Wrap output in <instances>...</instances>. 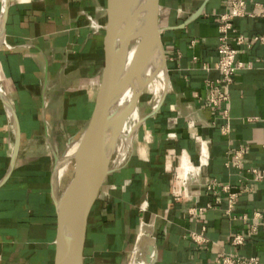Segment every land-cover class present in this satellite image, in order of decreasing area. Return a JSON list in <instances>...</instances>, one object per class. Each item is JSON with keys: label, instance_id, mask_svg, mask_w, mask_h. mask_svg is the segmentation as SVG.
Instances as JSON below:
<instances>
[{"label": "crops", "instance_id": "crops-1", "mask_svg": "<svg viewBox=\"0 0 264 264\" xmlns=\"http://www.w3.org/2000/svg\"><path fill=\"white\" fill-rule=\"evenodd\" d=\"M6 1L0 86L15 109L20 143L0 184V264H55V153L64 154L96 109L106 64L107 0ZM159 3L170 86L147 99L126 159L122 147L111 165L124 162L99 187L88 216L84 264L130 263L145 224L154 238V264H220L223 253L254 256L264 264V41L248 44L253 35H264V0H246L245 9L256 16L234 19L232 43L245 35L238 55L245 65L235 73L229 101L217 105L205 102L207 81L221 75L219 14L230 9L231 0ZM3 7L0 0V23ZM16 136L0 97V181ZM202 140L207 163L200 159ZM186 160L198 169L188 188ZM214 178L228 190H209ZM192 231L207 240L197 242ZM236 232L245 235L244 244L233 243Z\"/></svg>", "mask_w": 264, "mask_h": 264}, {"label": "bare ground", "instance_id": "bare-ground-1", "mask_svg": "<svg viewBox=\"0 0 264 264\" xmlns=\"http://www.w3.org/2000/svg\"><path fill=\"white\" fill-rule=\"evenodd\" d=\"M137 4V0H124L123 2L124 18H127L129 13L133 15L129 31H131L135 40L134 42H130L129 39L127 64L123 79L112 88L110 94L109 103L106 109V121L110 123V128L108 131H103L92 126L86 131L84 129L78 137L71 140L64 154L59 156L56 162V195L60 191V183L69 161L77 155L79 148L84 150L83 152L85 153V160L82 162L80 168L85 169L92 166L96 161L99 152L104 150L108 138L107 136L113 130H116V136L112 148H116L113 150L115 151L116 156L111 161V164H113L121 154H123V157L126 159L133 145L134 137L136 136L134 131L139 127L142 120L140 105H143V103L140 102L139 95L142 92L141 89L143 85H145V82H149L148 91L153 94V99L164 95L166 91H168V87L170 86L169 73L167 72V65L155 22V0H143L146 14L141 20H139V23H137L138 21H133ZM111 18L112 23L110 26L114 33V44L116 49V60L111 68L112 72L113 69L115 70V66L118 62L120 36L117 35L114 30L113 11H111ZM3 38V36H0V42ZM126 80L128 86L136 84L135 89L131 91L132 93L129 91L131 93V99H129V102L124 100L125 92L122 89ZM145 91H147V87L144 88L143 92ZM121 144H123L122 147H124L122 153L121 150L117 148ZM90 146H94V148L90 150ZM92 153L93 156L91 155ZM124 160L117 165L122 164ZM183 163L185 169V186L188 188L190 183L194 179H197L198 169L188 160ZM99 179L100 178H91L86 181H77L72 184L67 195L68 236L70 240L77 245L74 251L75 264H81V249L83 244L81 238L82 217L80 214V208L85 206L86 202L89 201L91 192L95 188ZM76 220L78 221L76 222ZM67 255V248L63 246L62 260L59 264H65ZM154 259L155 248L150 235V226L143 225L138 233L137 241L132 251L130 264H153Z\"/></svg>", "mask_w": 264, "mask_h": 264}, {"label": "water", "instance_id": "water-1", "mask_svg": "<svg viewBox=\"0 0 264 264\" xmlns=\"http://www.w3.org/2000/svg\"><path fill=\"white\" fill-rule=\"evenodd\" d=\"M4 1V7L2 10V18L0 23V36L3 35L4 26H5V20H6V14L8 12V4L6 0ZM124 0H107V23L105 25L106 34H105V49H106V64L103 74V81L101 84V87L98 92V100H97V106L94 111L93 116L89 119V121L86 124L85 131L89 129L90 127L94 126L97 129H101L103 131H108L110 128V123L106 121V109L109 103L110 94L112 91V88L117 85L119 82L122 81L125 68L127 64V52H128V44L129 39L133 36V34L129 31L130 22L132 20V14L129 13L127 18H124V7H123ZM159 0H155V22L156 27L158 31L159 40L161 43V47L163 49V54L165 58L164 48L161 42V26L159 25ZM111 11H113L114 15V30L117 35H119L120 39V52L118 56V62L115 66L114 72L111 74V54H110V47H109V35H110V29L109 25L111 23ZM143 12V9H142ZM139 13L137 12V15ZM144 14V12H143ZM1 43V42H0ZM166 62V59H165ZM0 97L3 99L6 107L8 108L14 122L16 125V143L15 148L12 155V161L9 167V170L6 174V176L0 181V184L4 182V180L8 177L9 172L11 171L15 158L17 155V150L20 143V126L17 119V115L15 112V109L11 103V101L8 99V97L4 94L2 91V88L0 86ZM143 118V116H142ZM113 154L112 149V137L108 136L106 141V147L102 152H99L98 157L94 164L88 168L85 169H78V166L81 162V155L77 154L74 156L78 159L76 168L74 173L72 174L71 178L65 183L63 188H60L59 193L56 195V210H57V237H56V246H57V253L55 258V264H59V262L62 260V248L63 246L67 248V258L65 261V264H75L74 261V251L77 245L75 242H72L68 236V203H67V195L69 192L70 187L72 184H74L77 181H86L91 178H100L97 185L95 186L92 194L90 195L89 201L86 202L85 206H80V214L82 217V229H81V238H82V249H81V264H84V246H85V240H86V231H87V223H88V216L90 213L91 206L93 204V201L97 195V192L99 190V187L102 185L103 181L105 180L107 174H109L111 171H113L116 167L119 165H111V158ZM60 155H57L55 153V167L56 162L58 160V157ZM151 235V234H150ZM152 236V235H151ZM152 239H154L152 237ZM154 242V240H153ZM155 247V245H154ZM154 264V263H153Z\"/></svg>", "mask_w": 264, "mask_h": 264}, {"label": "built area", "instance_id": "built-area-1", "mask_svg": "<svg viewBox=\"0 0 264 264\" xmlns=\"http://www.w3.org/2000/svg\"><path fill=\"white\" fill-rule=\"evenodd\" d=\"M246 0H231V7L219 14V41L217 45V52L219 55L217 67L221 72L220 77L216 79H210L207 81V95L205 97V102L207 105H217L223 101L228 102L230 98V86L233 83L235 73L241 67L245 65L244 60L238 57L240 44H242L246 37L244 34L240 33L237 35L236 44L232 43L231 32L236 31V26L234 19L237 16H256L254 11H247L245 9ZM264 14V13H263ZM255 41H264V35H253L249 39V45H252ZM228 110H225V115ZM224 131L229 130V124L223 127ZM201 162H208V147L207 141L202 140L201 149ZM257 172L256 169L253 170ZM208 189L217 193L219 191V186L228 190V185H222L218 179H211L208 184ZM236 193H231V198H235ZM212 202H208L205 206L191 207L190 212L194 213L198 209H203L204 207L211 206ZM255 215H261L260 212H255ZM246 217V216H245ZM257 225H253V229H256ZM191 236L197 242H204L207 237L203 232L192 231ZM232 241L235 245H242L246 241V237L241 232H236L232 236ZM218 262L220 264H260L259 260L254 256L243 257L238 253H223L219 256Z\"/></svg>", "mask_w": 264, "mask_h": 264}, {"label": "rangeland", "instance_id": "rangeland-1", "mask_svg": "<svg viewBox=\"0 0 264 264\" xmlns=\"http://www.w3.org/2000/svg\"><path fill=\"white\" fill-rule=\"evenodd\" d=\"M137 2H138V4H137V6H139L140 8L139 9H137V11H135L134 12V22H137V23H139V20H141L143 17H144V15L146 14V8L143 6V0H137ZM142 9H143V12H144V14H143V12H142ZM137 12L139 13L138 15H137ZM131 32V31H130ZM134 37L132 36L131 38H130V42H134ZM167 72H168V70H167ZM168 76H169V74H168ZM145 85H143V87H142V89H141V93H140V95H139V100H140V102L141 103H143V105H140V113H141V115L143 116V114H144V109H146L147 108V106L145 107V102L147 101V99H151V98H153V94L150 92V91H148V85H149V82L147 81V82H145L144 83ZM135 87H136V84H134V85H132V86H128V84H127V80H126V83H125V85L123 86V91L125 92L124 93V95H125V98H124V100L126 101V102H129V99H131V91L132 90H134L135 89ZM145 87H147V91H145V92H143L144 91V88ZM131 93H130V92ZM142 94V95H141ZM149 94V95H148ZM124 101V102H125ZM127 105V104H126ZM137 129L138 128H136L135 129V131H134V133H135V135H136V131H137ZM110 134V136L112 137V147H113V142H114V139H115V136H116V130H113L111 133H109ZM109 134H108V136H109ZM134 135V136H135ZM107 136V137H108ZM81 144V143H80ZM122 146H123V144H121L119 147H117V148H119V150H121L122 149ZM106 147V146H105ZM105 147H104V149H105ZM94 148V146H90L89 147V149L91 150V149H93ZM113 149V148H112ZM84 150H82L81 148H79V150H78V152H77V154H80L81 155V162H80V164H79V166H78V168H77V170L78 169H81L80 167H81V164H82V162H84V160H85V153L83 152ZM92 156H93V153L91 154ZM116 156V153H115V151H113V154H112V158H111V161L114 159V157ZM65 159V158H64ZM77 162H78V159L77 158H72L70 161H69V164H68V166H67V169H66V171H65V173H64V175H63V178H62V180H61V189L63 188V186L65 185V183L69 180V178H71V176H72V174L74 173V171H75V168H76V165H77ZM78 220H76V222H77ZM146 225V224H145ZM138 237V236H137ZM134 239V238H133ZM137 241V240H136ZM135 242V241H134ZM136 243V242H135ZM134 246H135V244H134ZM134 246H133V248H134ZM133 248H132V250H133ZM132 253V252H131ZM128 257H130V253H129V256ZM130 260H131V258H130ZM128 264H130L129 263V259H128Z\"/></svg>", "mask_w": 264, "mask_h": 264}]
</instances>
